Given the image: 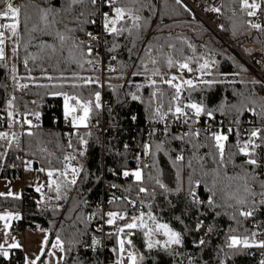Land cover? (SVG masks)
<instances>
[{
	"label": "trees",
	"instance_id": "trees-1",
	"mask_svg": "<svg viewBox=\"0 0 264 264\" xmlns=\"http://www.w3.org/2000/svg\"><path fill=\"white\" fill-rule=\"evenodd\" d=\"M221 31L226 37L241 48L249 46H258L264 51V32L253 29L247 21V11L242 10L240 0H221ZM253 2V0H249ZM256 2V0H255ZM14 5L21 7V27L19 38L7 39L10 46L9 52L12 64L15 66V74L20 78L27 88L11 87L9 62L7 58L0 60V119L3 115L8 121H13L20 114L39 113L41 126L33 129V136L26 135L19 130L9 133H16L19 137V147L12 144L9 147V141L0 140V153L6 152V155L0 156L2 166L0 176L2 178H21L23 176L22 158L31 161V166L35 170L45 169L46 176L45 186L42 193L37 192L32 187H27L23 192L22 198L4 197L0 195V214L11 212L13 215L18 214L19 219L15 222L22 224L24 228L33 230H45L50 233L51 239H56L59 234L65 242V248L72 247L69 253H63V264H115L118 259L117 252L113 249L118 248L117 236L115 230L106 231L105 235L102 230L106 223V213L109 211L126 212L129 217L138 215L140 211L147 213L151 211L157 216L159 222L169 223L176 231L182 232L184 236L183 246H174L175 252L165 251L161 247L148 250L143 234L133 230L135 235L132 237L135 250L144 256L142 264H189V257L194 264H260L261 257L259 252L252 253L249 249L241 251L239 254H233L225 246V241L230 229H236L238 233H243L245 229L258 232V226L255 224V218L259 215L244 219L239 217L240 223L237 224L231 216L235 210V199H228L229 195L236 194L245 196L241 180L228 182L220 180L217 188H223V191H217L216 201L221 205L216 208H209L206 204L200 206L199 212L191 206L190 201L185 195L190 169L184 168L181 172L185 191L164 193L154 181L145 177L144 186L149 191L155 190L157 195L155 199L143 193L138 194V188L133 178L123 177L124 170H135L138 164L142 166L145 161L135 163L130 159L132 147L129 144L133 140L137 141L139 150L143 154V145L151 143L153 151L155 144L164 143V150L156 153L155 160L158 162L160 169V178L162 182L168 184L170 188H175V168L172 166V160L175 155L183 151L186 161L197 157H203V161L193 160L196 169L194 179H201L204 184L198 193L206 199L210 193L207 187L213 183L212 169L220 168L221 177L226 172L229 176L243 175L241 165L248 159L242 154L232 156L236 152L235 145L239 139L241 142L249 138V131L245 130L247 135L237 137L235 132L229 135L226 142L225 157L228 162L221 166L214 160L212 154L216 151L212 147V142L206 137L211 133H201L200 137L188 142L172 140L170 136L156 133L149 136L151 131L147 130L145 124L149 120L151 109L149 100L152 99V108L159 103L158 98H151V93L159 89L164 93L163 102L165 110L169 98L173 95L174 90L167 84L161 82V76L166 77L178 75L180 69L177 67L168 68L167 58L171 56L176 62H184L191 58L193 62L190 67L194 69L197 90L191 93L193 102H203L210 109H219L214 115L224 120L226 124H233L234 119H239V125H244L249 118L253 117L254 122L264 125V120L254 115L251 111H243L238 114L231 105L238 107L243 102L248 108H255L260 111V105L264 103L261 97H264V88L259 84H253L258 81L255 78H248L249 71L236 55L228 49L223 41L218 38L211 30L194 20L192 13L176 0H140L139 3L131 4L128 0H123L121 6H128L139 9L137 13L142 17V27L139 30L133 29L131 34L125 32L120 36L107 34L105 44V53L115 59L105 63L106 66L115 69L105 75L104 89L101 86V75L93 69V66L84 64L81 68L72 63L69 51L71 43L64 46L63 53L59 57L48 58V55L41 52L40 43L55 44L59 47V42L53 37L36 32L31 33L30 29L33 23L38 22L36 10L33 4L41 7H47L44 0H13ZM64 0H50L53 7L60 8ZM3 7V5H0ZM77 11L66 16L65 22L69 28H77L78 23L72 19L78 14V11L85 12L81 20H97L99 11L92 5L85 4L74 6ZM95 12V15H88ZM25 13L33 16V20L27 25L24 23ZM146 22V23H145ZM129 28L132 27V21L126 19ZM95 24H83L84 31H76L73 35L80 40V37L88 31L94 29ZM223 26V27H221ZM264 26V24H263ZM61 31L64 30L63 24L57 25ZM113 45H116L113 48ZM192 45V47H189ZM16 48L13 53L12 49ZM193 48L195 51H193ZM110 49H112L110 51ZM50 51V50H49ZM87 49H85V52ZM242 51V50H241ZM249 54L248 52H246ZM36 56L33 61L30 57ZM155 58L157 64L149 62V58ZM203 59H198V58ZM89 57H85L88 59ZM28 60L27 67L24 61ZM59 59V63H57ZM208 60L210 67L207 70L210 74L201 77L199 63ZM214 62V63H213ZM143 64H147L148 71L145 72ZM158 67L161 76H152V69ZM78 73L82 77H93L99 80V84H93L88 87L72 89L53 88L51 85L56 80L49 81L46 75L59 77L61 74L71 76L72 73ZM133 73H139L133 75ZM148 77L155 79V87L150 86ZM205 80H215L218 83L211 86L198 84L197 78ZM252 79V80H251ZM42 85H49L43 87ZM139 86V91L137 90ZM12 89V93L10 90ZM73 92L78 91L84 97L91 93L99 91L101 94V108L95 110L87 128L76 130L75 136L70 140L73 147H68L65 142L64 127L62 117L64 116V98L60 95H52L58 91ZM136 93L141 97L140 100H133L131 94ZM242 93L243 95H238ZM103 96L105 103L103 105ZM187 96V92L184 93ZM13 100V107H8V101ZM253 101H255L253 103ZM187 102V101H185ZM9 111L13 113L12 117L8 116ZM135 117V120L133 119ZM168 117H171L169 115ZM152 122V121H150ZM71 124V123H70ZM106 129L102 133V127ZM172 135H181L176 128L170 129ZM87 141V144H81L80 138ZM192 144L204 145L199 149L192 147ZM251 151V148L249 149ZM83 152V155H79ZM167 153V154H165ZM74 155L75 160L71 161L72 165L81 168L82 171L75 186L62 189L61 195L67 196V199H56L57 193L55 186H49V177L47 170H62L66 161L65 155ZM148 157L147 164L153 163V158ZM201 163L204 167L201 170ZM249 173H253V167L244 165ZM202 171L209 172L208 176H203ZM257 169L254 174L256 175ZM145 173L155 176V168L145 169ZM71 173L69 172V179ZM56 179V175L52 177ZM62 179V178H61ZM117 185L116 188L111 185ZM250 187L258 191V183L249 181ZM130 189V190H129ZM114 198H119L114 200ZM126 198V199H125ZM251 200V198H249ZM127 200L136 201L135 206L128 204ZM232 204L230 208L225 203ZM143 202V203H142ZM151 205V208L148 205ZM179 216L184 221L180 223L176 219ZM79 217V219H78ZM197 219L204 220L205 227L199 232L192 231ZM126 220H118L116 225H123ZM150 223V222H149ZM115 225V226H116ZM213 226L214 231L207 232V226ZM112 234V235H109ZM95 237L101 243L95 246L91 245ZM205 239V245L197 248L193 241ZM156 239L163 240L164 237L157 236ZM73 241L74 246L69 242ZM88 242V245L86 243ZM95 249V250H93ZM223 249V251H221ZM227 253V255H225ZM0 264H24V253L22 249L10 250V258L0 257Z\"/></svg>",
	"mask_w": 264,
	"mask_h": 264
},
{
	"label": "snow or ice",
	"instance_id": "snow-or-ice-1",
	"mask_svg": "<svg viewBox=\"0 0 264 264\" xmlns=\"http://www.w3.org/2000/svg\"><path fill=\"white\" fill-rule=\"evenodd\" d=\"M45 4H48L47 7H41L38 4H33L32 7L36 10L38 22L33 23L30 29L31 33H42L44 35H48L53 37L55 41L59 42V47L55 44H48L45 42H41L39 47L41 52L48 55L49 59L53 57H59L63 53V49L65 44L71 43V49L69 51V55L71 57L72 63L77 64L79 67L83 68L84 64L91 65L95 67V65L99 62L98 58L93 57L94 52V45L93 42H96L95 47L99 46V41L101 40V36L94 35L92 32H87L86 35L88 37L87 41L79 40L73 34L76 31H84L83 24L90 23L95 24L96 20H88L84 19L81 20V17L85 16V12L80 10L78 14L73 16L72 19L78 23L77 28H69L68 24L65 22L66 16L72 14L77 9L74 6H81L85 4H90L96 10H99L98 6L107 5L110 9L109 12H102V27L103 32L107 33L108 35L112 36H120L125 32L131 34L133 29L139 30L141 29L142 25V17L138 15L139 9H134L128 6H121L123 4V0H64V3L61 5L60 8H56L51 6L50 0H44ZM131 4L139 3L140 0H128ZM179 4L181 0H176ZM242 10L247 11V15L250 17L257 16V11L261 8L259 3H256L253 0L252 3H249V0H240ZM0 20L7 21V22H0V60L5 58V41L11 38H19L20 35V27H21V7L16 6L13 3V0H0ZM212 12H220L219 8L212 7L210 8ZM88 15H95V12H90ZM126 19L132 21V27L129 28L126 24ZM33 20V16L25 13L24 23L27 25L29 22ZM146 23V22H145ZM249 26L253 29L259 30L264 32V26L261 23H252L248 21ZM63 24L64 30L61 31L57 28V25ZM223 27V26H221ZM9 33L8 36L5 33ZM116 45H113L115 48ZM192 47V45H189ZM85 49L87 51L85 52ZM50 50V51H49ZM112 49H110L111 51ZM13 53L16 52V48L12 49ZM193 51L195 49L193 48ZM250 54V53H249ZM85 57H89L85 59ZM33 61L37 59L36 56L30 57ZM112 59H115L113 57ZM198 59H203L198 58ZM59 59H57V63H59ZM149 62L153 65L157 64V60L155 58H149ZM193 62L191 58H187L184 62H176L173 60L171 56L167 58V67L173 68L177 67L180 70H187L188 72H193L194 69L190 67V64ZM214 63V62H213ZM25 67H27L28 60L25 59L24 61ZM210 64L208 60H204L203 63H199V68L195 69V71H199L201 73V77L204 75L210 74L207 70L209 69ZM144 71H148L147 64H143ZM111 71H115V69L110 68ZM15 71V69H13ZM139 73H133V75H138ZM152 76H161L160 69L158 67H154L152 69ZM201 77L197 78L198 84L208 85L211 86L212 84L218 83L215 80H205ZM49 81L56 80V83H53L51 87L64 89L65 87L72 88V89H79L82 87H88L93 84H99L98 79H94L93 77H82L78 73L73 72L71 76H65L61 74L59 77H52L50 75H46L45 77ZM13 79H16L13 76ZM150 81V86L155 87L157 81L148 77ZM161 82L167 84L169 88L173 89V95L169 98L167 109L165 110L163 96L164 93L159 89L154 90L151 93V98H158L159 94V103L156 104L155 108H152V99L149 100V108L151 109L149 120L155 121L157 123H163L164 129L163 134L165 136H170L172 140L178 141H188L191 142L196 138L200 137L201 129L197 128L193 130V125L200 122V118L202 116H206L209 120H215L214 113L217 110H222L223 105L220 106L219 109H210L208 108L202 101L201 102H193L191 99V93L197 90V84L193 82V79H185L183 74L181 75H172L168 79H164L161 76ZM253 84H259L262 88H264V82L262 81H253ZM43 87H49V85H42ZM19 88H27V84L18 85ZM137 90L139 91V86H137ZM187 92V96H184V93ZM52 95H60L64 98V116L74 128L80 127H88L89 121L94 114L95 110L101 108V94L99 91H95L91 93L88 97H84L81 92L73 91L71 93L66 91H58L51 93ZM238 95H243L242 93H238ZM131 98L133 100H140L141 97L138 96L136 93L131 94ZM8 101V107H13V100ZM264 100V97L260 98ZM187 101V102H185ZM74 102V103H73ZM255 101H253L254 103ZM231 109H235L238 114L242 113L243 111H251L254 115L259 116L262 120H264V103L260 105V111L257 112L255 108H248L246 105L241 102V105L238 107L237 105H231ZM79 113V114H78ZM37 120L40 118V114L32 113ZM171 115L175 122L182 123L188 126V130L181 135H172L170 128L171 125L167 120V117ZM9 117L13 116V113L9 111ZM135 120V117H133ZM15 123H20V121H15ZM23 123L28 125V130L26 135L33 136L35 133L32 131L33 127H39V125H33L32 121L27 119L25 116ZM233 124L239 125V119H234L232 121ZM11 127V125H10ZM159 131V129L153 128L148 135L154 136ZM204 131H211V126L205 128ZM235 132L236 136H240L239 128L234 129L233 127H228L227 132L225 133L223 130L219 131H211V135L206 137V139L212 142V147L216 150L212 156L213 160L218 165H225L231 157L226 160L225 157V147L226 142L229 139V135ZM9 133L8 132H0V140L8 139ZM259 139L261 143L257 144L255 141ZM157 143L155 144V151H153V145L151 143H145L143 145V154L145 156H151L153 158L152 164L144 163L142 166L138 164V167L135 170H124L121 174L123 177H132L134 180L135 185L138 188V194L143 193L151 198L155 199L157 193L155 190L149 191L147 187L144 186L145 177L147 175V179L154 181L155 184L163 190L164 193L168 192H181L185 191L183 180L181 176V172L184 168L190 169V173L188 174V182L187 188L185 191V195L187 199L190 201L191 206L197 209L199 212L200 206L207 205L209 208H216L220 207L221 205L217 204L215 199L217 191H223L224 189H218L217 183L220 180H226L229 183L234 180H241L243 181L242 188L243 192L247 195L239 196L236 194L229 195L228 199H235L236 205L239 207H235V210L231 216V218L240 223L239 217H243L244 219H248L253 217L256 211L261 207L264 206V180H260L258 176L254 174L255 169H258L264 166V157L259 156L254 151H249L250 148L253 150L258 149L261 145H264V129L262 128H252L249 131V138L246 141L241 142L239 139L235 145L237 149L236 152L232 153V156L242 154L245 157H248L241 165L243 169V175L237 176H229L225 172L223 177H221V170L220 168L212 169V175L214 177L213 183L211 187H207V191L210 193L206 199L202 198V195L198 193L197 189L201 188V185L204 184V181L201 179H194L195 174V167L193 165V160H200L203 161V157H197L195 153L193 154V158L186 161L185 155L183 151L179 154L175 155V158L172 160V166L175 168V188H170L168 184L162 182L160 178V169L157 166L158 162L155 160L156 153L161 152L164 150V143ZM15 143L17 147H19V137L16 133H12V138L9 140V147ZM81 144H87V141L84 140L82 137L80 138ZM204 145L201 144H192V147L195 149H199ZM68 147H73L71 141L68 143ZM79 155H83V152H79ZM167 154V153H165ZM6 155V152L0 153V156ZM74 155H65L64 161L65 163L62 170H47V176L49 177V186H55V191L57 193L56 199L59 200L61 198L67 199V196L64 195L62 197L61 191L62 189L70 188L71 186H75L77 184V180L80 176L82 171L81 168L75 167L72 165L71 161L75 160ZM29 169L31 168V161L26 162ZM244 165H250L253 167V173H249L246 169H244ZM201 170H203V163L200 165ZM155 168L157 174L155 176L151 175L150 173L146 174L145 169ZM39 171H45V169L41 168ZM69 172L71 173V178L69 179ZM56 175V179H52V177ZM203 176H208L209 172L202 171ZM62 178V179H61ZM253 181L258 183L260 191L256 192L253 190L252 187L249 185V181ZM111 187L116 188L117 185L113 184ZM41 189L37 187L36 191H40ZM130 190V189H129ZM12 195L11 192L8 193ZM0 195H3L0 193ZM259 197L257 201L255 197ZM19 198V197H16ZM251 198V200L249 199ZM119 198H114V200ZM126 199V198H125ZM128 204L135 206L136 201L134 200H127ZM143 203V202H142ZM227 204V201H225ZM228 207L232 208L234 205L227 204ZM151 208V205H148ZM107 220L106 223L108 225H116L118 220H126L128 222L124 223L123 225H118L116 227L115 235L117 236V244L118 248L113 249L114 252H117L118 259L115 261V264H124L125 259H127L128 264H142L144 260V256L139 254L138 251L135 250V245L133 242L132 237L135 235L133 230H137L143 234L145 245L148 250H152L156 247H161L165 251H171L175 255H179V253L175 252L174 246H183L184 245V236L182 232L176 231L169 223H161L159 222L157 216L153 215L151 211L145 213L144 211H140L138 215H133L129 217L126 212H119V211H109L106 213ZM19 215L16 214L15 216L11 212H5L3 215H0V220L5 221L4 229L7 230L10 228V224L8 221L12 219H19ZM79 219V217H78ZM176 219L180 221V223H184L181 217L177 216ZM150 222V223H149ZM205 227L204 220L197 219L194 228L192 231L199 232L202 228ZM102 230V229H98ZM214 231V227L209 225L207 226V232L211 233ZM9 233L5 231L4 236L5 240L4 243H0V257L4 259L10 258V250L22 248V245L19 242L8 243L7 237ZM112 235V234H109ZM164 237L163 240L156 239L157 236ZM258 236H264V232H257L245 229L243 233H238L236 229H230L229 234L227 235V239L225 241V246L227 249L231 250L233 254H239L243 250L251 249V248H260L264 249V239H257ZM15 241V238L13 237ZM101 243L100 240L93 237L91 245L95 246ZM206 240L201 238L198 241L194 240L193 244L195 247L200 248L201 246L205 245ZM70 245L74 246V242L70 241ZM7 245V247L5 246ZM48 246V239L45 237L42 246L40 255L36 256L35 259H29L25 257V264H37V261H40L41 256L45 255L44 249ZM51 248L58 249L61 253H69L72 251V247L65 248V242L61 239L59 234L56 236L55 242L51 245ZM95 250V249H93ZM223 251V249H221ZM48 256L55 257L56 253L49 251L47 252ZM227 255V253H225ZM64 257H60L59 260H63ZM59 260L57 264H59ZM189 264H194V261L191 257H189ZM221 264H224L222 261ZM260 264H264V259L260 261Z\"/></svg>",
	"mask_w": 264,
	"mask_h": 264
},
{
	"label": "built area",
	"instance_id": "built-area-1",
	"mask_svg": "<svg viewBox=\"0 0 264 264\" xmlns=\"http://www.w3.org/2000/svg\"><path fill=\"white\" fill-rule=\"evenodd\" d=\"M181 3L192 13V15L200 20L204 25H206L218 38H220L223 42L226 44H231L229 46H232L236 52H239L249 68H251L253 71H256L260 73V75L264 78V70L262 69V57L259 52H254L253 54H244L238 47H236L227 37L226 35L221 31L220 25H221V6H222V1L221 0H181ZM256 3H259L261 5V8L257 11V16L255 17H247V21H251L252 23H261L262 26L264 24V0H256ZM216 7L220 9V12H212L210 11V8ZM99 8V15L96 20L94 29L88 31L92 32L94 35L101 36V40L99 41V46L95 47L96 42H93L94 45V52H93V57L98 58V63L93 67V69L97 72H100L101 75V86L104 89V78L105 75L109 72H111L109 66H106L105 63L109 60H112V56L109 54L105 53V44L107 42V33L103 32V27H102V17L101 13L102 12H109L110 9L107 5H102L98 6ZM0 22H7L0 20ZM6 35V33H5ZM80 40L87 41L88 37L86 33L80 37ZM6 44V41H5ZM5 47V45H4ZM6 48V47H5ZM105 103V99L103 96V105ZM27 117V119L31 120L33 125H39L41 126V120H37L34 115L32 114H20L14 118L13 121H8L5 115H3L0 119V132H8L11 133L12 131L19 130L22 133L26 132L28 130V125L23 123V120ZM254 118L251 117L247 122L244 123V125H236V124H226L223 119L218 118L215 116V120H209L206 116H202L200 118V122L197 124H194L193 130L199 128L201 129V133H211V131H219L223 130L225 133L227 132L228 127H233L234 129L239 128L241 130L242 135H247L245 133V130H251L252 128H262L264 129V125H259L256 124L253 120ZM63 124L65 125L64 127V138L65 142L70 141L76 133L77 128H74L69 120L65 118V116L62 117ZM168 122L171 125V128H176L178 132L183 134L188 130V126L184 125L179 122H175L173 120V117H167ZM15 121H20V123H15ZM11 125V127H10ZM211 126V131H204L205 128ZM145 127L147 130H152L153 128L159 129V134H163V129H164V124L163 123H157L155 121H147L145 124ZM38 127H33V129H36ZM170 128V129H171ZM106 127H102V133H104ZM257 144L261 143L259 139H256L255 141ZM130 147H132L133 151H131L130 154V159L135 162V163H141L145 161L146 163L148 162V157L147 156H142L138 150V143L137 141L133 140L132 144H129ZM251 151H254L256 154L259 156L264 157V145H261L260 148L253 150L251 148ZM23 163H22V169L27 166L26 162L29 160H26L24 157L22 158ZM256 176L260 180H264V166L260 167L257 169ZM258 191H260L259 185H257ZM255 199L258 201L259 197H255ZM256 215H259V219L255 218V224L258 226V232H264V206H261L255 213ZM255 216V215H254ZM117 225H104L102 228V231H113L115 230ZM25 229L21 223L19 222H14L12 225L11 231L13 233L19 231V230ZM257 239H264V236H258ZM88 245V242L86 243ZM252 253L259 252L261 260L264 259V249L260 248H251L249 249Z\"/></svg>",
	"mask_w": 264,
	"mask_h": 264
},
{
	"label": "rangeland",
	"instance_id": "rangeland-1",
	"mask_svg": "<svg viewBox=\"0 0 264 264\" xmlns=\"http://www.w3.org/2000/svg\"><path fill=\"white\" fill-rule=\"evenodd\" d=\"M249 3H251V2H249ZM194 20L197 21L198 23H200L201 25L207 27L200 20H198L196 18H194ZM8 35H9V33L6 32V36H8ZM223 43L244 64L246 70H248L249 74H250V75H248V78L249 77L255 78L258 81L264 82V78L260 75V73L253 71L251 68H249V66L245 62L243 56L239 52H236V50L232 46H229L231 44L228 45L225 42H223ZM233 44L236 47H238L240 49V51L242 50V53H244V54H247L246 52H248V53L250 52V54H253L254 52H259L261 54L262 61H263L262 69L264 70V51L262 48H259L258 46H254V45L246 47V48H241L238 45H236L235 43H233ZM9 46H10V44L7 41L5 44V47H6L5 48V58H7V61L9 62L11 87H14V86L22 85L23 82H21L20 78H18L17 75L15 74V71H13V69H15V66H14V64H12V61H11L12 55H10L9 48H8ZM194 73H195L194 71L188 72L187 70H180L178 75L183 74V77L185 79L190 78V79L194 80L196 78ZM13 76H15L16 79H13ZM168 78H170V76L166 77V79H168ZM10 93H12V89L10 90ZM80 128H85V127H80ZM9 138H10V135H9L8 139H6L7 142L9 141ZM3 153H4V151H3ZM2 162H3V160L1 159L0 160V170H1ZM45 181H46V176H45L44 171L35 170L32 166L29 169V167L26 166L23 170V176L21 178L9 179V178H2L0 176V193H2L3 195H1V196H4V197L22 198L23 192L27 187H32L35 190L37 189V187H39L41 189L39 191V193H42L44 186H45ZM9 192H11L12 195H9L8 194ZM123 223H125V221H123L122 224ZM12 225L7 230L4 229V226H0V243H4V240H5L4 233H5V231H7L9 233V235L7 237V242L9 244L13 243V242H19L22 245V248H18V249L23 250L24 264H25V257H28L29 259H35L36 256L40 255L41 246H42V243H43L45 237H47V239H48V246L45 247V249H44L45 255L41 256V259H40V261H37V264H57V261L59 260V258L63 257V253H61L58 249L51 248V245L55 242V239L54 240L51 239L50 233L48 231L33 230L30 228H25L22 230L20 229L16 233H12L11 232ZM13 237L15 238V241L13 240ZM5 246L7 247V245H5ZM49 251L55 252L56 253L55 257L48 256L47 252H49ZM59 264H63V260H59ZM124 264H128L127 259H125Z\"/></svg>",
	"mask_w": 264,
	"mask_h": 264
},
{
	"label": "crops",
	"instance_id": "crops-1",
	"mask_svg": "<svg viewBox=\"0 0 264 264\" xmlns=\"http://www.w3.org/2000/svg\"><path fill=\"white\" fill-rule=\"evenodd\" d=\"M0 215H3V214H0ZM15 216V215H14ZM17 219H12V220H10V221H8V223L10 224V227H11V225L12 224H14V222L16 221ZM4 224H5V221H3V220H0V226H4ZM12 232V231H11ZM13 233V232H12ZM16 233V232H15Z\"/></svg>",
	"mask_w": 264,
	"mask_h": 264
}]
</instances>
